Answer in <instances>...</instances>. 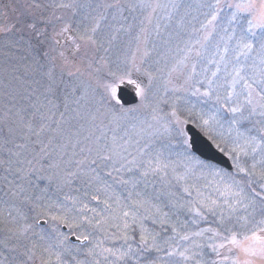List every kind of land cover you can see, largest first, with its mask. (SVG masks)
Returning a JSON list of instances; mask_svg holds the SVG:
<instances>
[{
    "label": "trees",
    "instance_id": "trees-1",
    "mask_svg": "<svg viewBox=\"0 0 264 264\" xmlns=\"http://www.w3.org/2000/svg\"><path fill=\"white\" fill-rule=\"evenodd\" d=\"M60 2L61 0L35 1V3H43L47 9L54 8ZM63 2L75 4L74 8L68 9L75 12L74 18L68 24L77 31L69 35L76 36L77 32L90 26L91 22L85 17L92 18L98 14L105 16L100 28L94 34L97 42L103 43L104 47L98 48L95 45L93 47L98 50L97 57L108 65L107 73L112 77L111 79H120L119 73H122L124 69L116 61L121 55L119 47L128 42L132 44L141 34L144 18L148 13L150 14V9L144 6L146 4L141 9L137 6L138 4H123L122 0H119L124 8L121 16L114 9L101 8L103 0H63ZM226 2V0L222 1V4ZM109 3H117V0H109ZM212 3H215V0H177L170 7L166 6V10L156 13L151 34L146 42V53L150 57L142 69L153 76L152 89L157 98L160 93H163L162 80H166L167 71L175 66L179 67L182 64L180 61L188 58L187 62L193 75L190 82L192 89L198 88L203 92L211 87L214 92L205 104L186 96L185 100L177 103L173 99V104L169 107L162 98L156 106L159 107L162 104L163 111L167 108L169 110L167 113L175 112L179 116L188 117L189 124L195 126L208 139L211 136L215 140L216 143H213V140L209 139L216 149L230 159L233 169L227 172L197 158L181 142L182 139H186L185 136L179 140L170 137L157 142L156 146L146 152L140 161H145V165L152 162L151 167L155 169L168 166L169 171L164 169L156 174L155 180H147L145 184L139 185L141 195L152 193V198L145 207L140 204L138 210L132 207L136 204L132 197L134 191L132 190L131 196V191L127 196L128 187L123 180L121 196L119 194L121 191L110 185L105 195L100 191L103 190L102 184L106 180H111V177L105 171L103 162L96 159L94 165L86 166L83 163L84 165L73 168V175L69 177L65 187L59 186L54 181V177H51L52 165L57 158L47 154L48 142L59 145L62 138L69 136L75 127L81 126L78 111L74 112L76 106L86 109L93 104H98L102 110V101L107 102L106 97H103L102 90L94 88L89 83L85 100L83 88L79 87V83L77 84L73 78L63 76L54 89V98H52L54 102H50L51 108L48 111L51 112V120L42 119L43 117L37 119L36 116L33 118L34 113L44 112V110L46 112L48 109L44 98L47 94L45 89L48 85L45 84V77L50 59L47 58L49 53L47 57L43 53L50 52V45L55 44L52 39L54 32L51 31L49 24L36 23L33 22L35 18H31L32 21L29 18L24 23L26 32L16 30V33L0 34V264H30V259L24 255V252L26 248H32L33 244L36 248L34 261L31 264H43V261H50V264H197V262L215 264L212 260L216 256H213L211 248L206 246L211 243L206 239L212 237L213 233L205 231L206 229H219L227 236L234 232L238 240L246 235L251 236L252 232L256 231L253 223L264 219V205L258 199L254 208L245 209L243 205L236 204V197L232 195V192L243 188L245 194H249V189L248 177L238 172L235 167L237 160L234 157L238 153L233 152L232 149L242 148L248 153L244 155L243 152H239V163L242 167L250 168L253 163H257V171L261 169L262 161L260 160H264V134L261 137L262 132L264 133L261 131L264 128V116L260 115L259 107L255 114L250 115L251 107L243 103L237 105L241 107V112L234 116L227 110L232 107L231 103L224 98L228 96L230 80L238 82L235 84L236 88L239 87V83L251 84L256 92L264 87V64L261 63V56L258 55L260 31L257 30L256 35L251 37L254 50L237 58L235 41H228L223 31L224 28L229 27L227 24L229 10L225 8L218 18L215 31L205 42V31L201 28V23L205 22V14L209 11L207 5ZM77 10L79 12L76 14ZM31 23L36 24L37 29L45 34L43 44L38 43L34 33L28 28ZM236 30L239 31L238 28ZM113 35L116 38L109 43ZM64 37L68 39L67 36ZM225 47L227 52L224 51ZM190 48L191 51H189ZM166 51L168 53H164ZM197 51L200 52L199 56L196 55ZM193 66H195L194 71ZM237 71L239 76L236 75ZM213 72L216 73L215 76L212 75ZM209 81L212 82L211 86ZM123 83L128 82L121 81L117 86ZM5 92L15 97L11 104L7 102ZM238 93L239 91L235 90L230 99L233 107H235V99H238ZM253 94L255 96L254 92ZM165 96L170 98L169 94ZM217 96L220 97L219 102H217ZM23 99L27 102L25 103ZM111 103L115 109L120 107L116 101ZM37 105L41 107L39 112L36 110ZM8 108H11V112ZM200 117L209 120L207 128L202 126ZM212 117L215 119H211ZM233 117L238 121L237 123H233L231 120ZM25 121L28 123L30 121L36 135L29 134L24 125ZM101 121L106 123V120ZM7 129L16 133L17 138L12 142V146L18 143L20 153L23 151L22 154L25 155L30 153L32 148L35 150L23 160L27 165L26 171H23L24 168H21L16 161L19 153L13 160L11 159L14 156L7 153L10 150L7 142L10 141L11 135ZM49 129H56L55 132H57H54L55 135L52 134L54 137L51 139L46 132ZM117 135L121 133L117 132ZM23 139H26L28 143L24 144ZM216 144H219L224 151L217 148ZM3 151L6 156H2ZM259 154H262V159L257 160L256 156ZM63 168L64 164L61 161L59 170L65 173ZM200 170L206 175V180L203 182L204 188L200 189L201 192L189 191L187 186H183L185 177ZM12 171L16 172V175ZM133 174L135 173H128L127 178H132ZM214 182L217 185H214ZM257 190H259L258 186ZM97 195L99 200L93 203L92 197ZM106 195L109 197L105 199ZM120 198L121 203L115 207L116 209L105 208V205L101 206L99 203L111 200V204L117 205V200ZM192 199L198 201L193 203ZM212 201H216L219 205L215 215L201 209L203 213L201 218L193 210L199 208L201 203L211 206ZM245 203L248 201L246 200ZM229 204L234 205L237 210L230 213ZM174 208L178 213L173 211ZM14 209L16 212L13 211ZM35 210L38 212L37 215ZM124 212H129L130 216L125 218ZM221 214L224 218L223 226L220 224ZM107 215L109 221H107ZM132 215L135 216V222L132 220ZM243 217L248 218L247 224L241 219ZM126 219L131 225L128 229H124L117 223L125 222ZM37 220H44L47 223L46 226L37 227L35 222ZM160 222H167V224L160 225ZM69 223L79 227L69 228ZM58 224L65 225L69 233H75L76 236H88L89 243L84 247L69 244L64 239L68 234L60 231ZM26 226H31L30 231L17 238L19 231ZM172 226L175 231L170 228ZM142 229L149 235V242L151 243V237L154 236L156 244L163 251L145 252L138 247ZM225 229H231V232ZM197 232L204 234L197 236L195 235ZM125 233L131 237L127 243L122 238ZM183 236H188L189 239L184 240ZM165 241L169 242L165 243ZM179 241L189 243L187 249H190L187 255L195 254V258L184 261L170 259L168 262L166 258L172 256L167 255L168 252L185 251L181 245H178ZM194 243L200 244V247H192ZM129 245H131V251H129ZM91 246L92 250L89 251ZM45 248L49 251H45ZM105 249H111L112 252H107ZM124 252L128 255L119 259V255ZM57 255L60 256V260H57Z\"/></svg>",
    "mask_w": 264,
    "mask_h": 264
},
{
    "label": "rangeland",
    "instance_id": "rangeland-1",
    "mask_svg": "<svg viewBox=\"0 0 264 264\" xmlns=\"http://www.w3.org/2000/svg\"><path fill=\"white\" fill-rule=\"evenodd\" d=\"M35 1L36 0H0V28H7L15 25V30L12 33H16V30L24 33L26 32V26L24 25L25 21L29 20V18L32 21V19L35 18V21L33 22L49 24L51 27V31L54 32L55 36L56 33H58L65 24H68L74 18L73 15L75 14V12L69 11L68 9L55 7L47 9L46 7H44L43 3L40 4L41 7L39 9L30 7L35 3ZM222 1L225 0H221V2ZM226 1L230 2V0ZM175 2H177V0H122L121 3L123 4H138L137 6H139L141 9L144 8V4L151 6L147 7L146 5H144L146 8L150 9V14L148 13L144 18V31H141V34L137 36L139 37V40L136 37L135 41L132 44L128 42L127 44H123L119 47V49L121 50V55L117 57L116 61L124 69L122 73H119L122 79H111L112 77L107 73L108 65L106 64V62H103L97 57L98 50H95L93 45L85 44L84 42L77 40V42L81 44V48L80 51L75 54L72 53L73 46L71 41L65 39V37H59L60 44L55 43L53 44V46L50 45V52H48L49 56L47 57L50 59V64L48 67L47 75L45 77V84H51L53 89H55L57 84L63 79V76L67 78L70 77L73 78L77 84L79 83L80 88H83V99L86 100L87 98V90L89 89L90 83L92 84V86H94V88L103 91V97H106L107 101H102V110L100 109L98 104H93L86 109L81 106L79 107V109L76 106V110L74 112L78 111L81 126L75 127V130L73 132H70L71 134H69V136H65L64 138H62L63 140L59 145H55V143L51 141L48 142L49 145L47 146V154H52L57 158V160L54 161L52 165L51 177H54L55 180H53L57 182L59 186L65 187L67 185L69 177L73 175V168H76L81 164L84 165L83 163L88 166L89 164H92V160L96 159L100 162H103L105 171L108 172V176L111 177V180H106V182L102 184L103 190L100 191L103 192L104 195L108 190V185H110L115 187L116 189H119L121 191L119 193L121 196L123 189L121 183L123 180L127 181V196L130 191V196L132 195V190L134 191L132 197L135 200L134 203L136 202V204H133L132 207L138 210L140 204L145 207L149 203L150 199L152 198V193L141 195L139 185L145 184L147 180H155L157 176L156 174L161 173L164 169H166L168 172L169 167L165 166L162 169H159V172L158 170L153 172L152 169H155V167H151L152 162L145 165V161L142 162L140 161V159L144 154H146V152H149L151 149H153L156 146L157 142H162L170 137H174L178 140L181 139L182 137L178 134L177 127H180L183 130V126L188 123L186 122L179 126L176 125L173 113H167L169 111L167 110V108L166 111H163L162 104L159 105V107H157L156 104H158L162 100V98H164V100L166 101L165 103H167V106L169 107V105L173 104V99L176 101L175 103H177L181 100H185L186 96H190L194 100L200 101L202 104H205L207 102L206 100L210 98L209 96L206 97L202 95L204 91L196 92L197 88L192 89L190 82L193 79V75L191 74V69L187 62L188 58L181 60L180 62H182V64H180L179 67L175 66L173 67V69L171 68L167 71L166 80H162L161 90L163 93H160L157 98L155 97L152 89L151 82L153 80V76H151L150 79V73H146L142 69L148 61V58L150 57L148 56V53L147 55H145V53L147 52L146 42L148 36L151 34L150 31L154 24V16L156 15V13L164 11L166 6L170 7ZM106 3L111 4L109 3V0H103L102 4L105 5ZM40 9L42 11H40ZM78 12L79 10L76 11V14ZM85 19L91 22V18L85 17ZM3 33L4 32H0V34ZM61 51L65 52L67 62H65V58L59 57V52ZM164 53L168 52L166 51ZM122 54H124L123 57ZM133 54L136 57L135 65H133L131 62ZM136 69L139 70L137 71ZM50 71L52 73L51 78L48 75ZM69 71L73 72L74 75L69 76ZM121 81H126L128 82V84L135 88L136 93L139 97V102L135 106L129 108L118 106L116 109L115 107L111 106V102H114L115 99H113L109 94V88L107 86H111L116 89L117 85L120 84ZM129 81H132V83H129ZM237 83L238 82L233 83V80H230L231 85H228L229 91L227 93L228 96L229 94H231L232 99L234 91H239L238 99H235V107H237L238 104L243 103L244 105L252 108L261 103L255 91V96L253 94V96L251 97V99L253 100V104H247L249 90L245 87L244 83H239V87L236 88L235 84ZM54 91L47 92V94L45 95L44 99L46 101L44 102H46V107L48 108L46 112L45 110L44 112H39V108L41 107L37 105L36 110L39 113H34L33 118L35 116L37 117V119H39L40 117H43L42 119L45 120L51 118V112H49L48 110L51 108L50 102H52V98H54ZM212 92H214L213 89ZM166 94H169L170 98L166 97ZM103 97L100 96V99L103 100ZM23 100H25V103L27 102L26 99ZM228 101L233 107L231 100ZM176 115L179 116L177 113ZM179 118L181 121H188V117H183V115L179 116ZM234 119L235 117H233L231 120L234 121ZM101 120H106V123H103ZM27 124H31L30 121L29 123L25 121L24 125ZM5 126H7V124H5ZM121 128L122 130L120 131ZM27 129L29 131V134L31 133L32 135H36L35 131L33 130L32 124L31 128L29 129L27 127ZM55 131L56 129H49L46 131L50 139L54 137L53 135H55V133H57ZM117 132H120L121 135H117ZM9 133L11 134L9 136L10 141H8L7 143L10 145V150L7 151V153H9L11 156H14L11 160L15 159V156L19 153L20 155L17 156L18 160L16 161L19 162V166L21 168H24L23 171H26L27 165L23 160H25V157L29 156V154L35 150L34 148H32L30 153H25V155H23V151L22 153L19 152L18 143H15L14 146H12V142H14L17 138L16 133L10 131ZM263 134L264 133L262 132L261 137L263 136ZM22 141H24V144L28 143L26 139H23ZM2 156H6L4 151ZM102 156H110L112 159L105 161L101 159ZM256 159H262V154L257 155ZM61 161L62 164H64L63 169L65 170V173H62L59 170ZM129 161H131V165H129ZM260 161L264 162V160ZM121 164H123L124 167H121ZM129 167H131L130 171L128 170ZM116 169H119V171H116ZM145 169L149 170V174L147 176H142L141 173ZM14 171L12 172L16 175V172ZM86 172L88 173L87 169ZM130 172H133L135 174H133L132 178L128 179L127 176ZM204 173L205 172H203L202 170L192 172L189 176L185 177L183 186H187L186 188L189 191L194 192L199 190V192H201L200 189L204 188L203 182H205L206 180V175ZM214 185L217 184L214 182ZM106 197L107 195L104 198L106 199ZM110 201L111 200L101 203V206L105 205V208L111 207L116 209L115 207H118V204L121 203V198L117 200V205L111 204ZM191 201L193 203H196V201L198 200L192 199ZM13 211L16 212V209H14ZM173 211H175V213H178L176 212V208H174ZM34 212H36V210ZM37 214L38 212H36V215ZM108 217L109 216L107 215V221H109ZM117 223H119V225L123 227L124 221H119ZM165 224H167V222H160V225ZM170 228L173 229L174 227L172 226ZM257 235L264 239V232L258 231ZM206 240L211 241L210 244L219 245L220 243H225V247L218 248L219 255H217L216 252L211 253L213 254V256H216L215 259L212 260V262H215V264H243L245 260H251L252 264H264V259H261L259 256L252 257L247 255L246 253L242 252L240 248L228 244L221 237H215L214 239L208 238ZM239 240L242 241L245 246H256L255 242L253 241H244V238H241ZM168 242L169 241H165V243ZM188 244L189 243H186L185 241H179L178 243V245H181L184 250H186V255L190 249H187L189 247ZM192 245V247H200V244L197 243H194ZM88 250H92V246ZM181 251L182 250H177L175 252L179 253ZM224 257H227V259H224ZM170 259H179L180 261H184V259L179 255H172L170 258H166L168 262H170ZM33 261L34 258L30 259L29 263L31 264V262Z\"/></svg>",
    "mask_w": 264,
    "mask_h": 264
},
{
    "label": "snow or ice",
    "instance_id": "snow-or-ice-1",
    "mask_svg": "<svg viewBox=\"0 0 264 264\" xmlns=\"http://www.w3.org/2000/svg\"><path fill=\"white\" fill-rule=\"evenodd\" d=\"M147 7H151L150 5H146ZM30 7L39 9L41 5L39 3H34ZM57 8H62V9H69V8H74L75 4L74 3H68V2H63L61 0L60 3H57L55 5ZM103 9H114L116 10L121 16L123 15L124 8L123 6L119 3V0H117V3L114 4H106V5H101L100 6ZM209 11L205 14V22L201 23V28L204 29L205 35H204V41L207 42L209 38L212 36L213 31H215L216 25L218 18L220 17L221 12L224 11L225 8L229 10V16L227 19V24L229 27L224 28L223 31L225 35L227 36L228 41H235L236 43V51H237V58H239L240 55H246L254 50V42L251 39V37H254L256 35V31H260V41H259V52L258 55L261 56V63L264 64V0H230V2L223 3L221 0H215V3L208 4L207 5ZM105 19L104 15L98 14L95 17L91 18V24L89 27L85 28L82 31L77 32L76 36L69 35L70 33L77 31L76 29H73V27L70 24H65L58 33L52 38L56 44H60V39L59 37H64L67 36L68 40L71 41L72 43V53L75 54L80 51L81 44L77 42V40L84 42L85 44H90V45H95L98 48H103L104 45L103 43H98L97 40L94 38V34L97 32V30L101 26V21ZM115 19V17H113ZM28 28L34 33V38L38 41V43L43 44L44 39H45V34L41 31H39L36 27V24L31 23L28 25ZM239 29L237 32L236 29ZM15 30V25L12 27H7V28H0V32L4 33H11ZM142 32L144 29L141 30ZM23 37H21L22 39ZM116 37L113 35L109 39V43H111V40H114ZM139 40V37H137ZM221 39H224V37H221ZM197 43H200V41H197ZM11 44V42H10ZM192 49L190 48L189 51ZM225 52H227V48L225 47L224 49ZM43 55L45 57L48 56V52H44ZM147 55V53H145ZM196 55L199 56L200 52L197 51ZM59 57L65 58V62H67V59L65 57V52L61 51L59 52ZM54 59V58H53ZM136 57L133 54L131 58V62L133 65H135ZM137 71L139 69H136ZM195 70V66H193V71ZM78 71V70H77ZM49 77L51 78L52 73L51 71L48 73ZM69 76L74 75L73 72L69 71L68 72ZM213 76L216 75L215 72L212 73ZM237 76H239V72L237 71L236 73ZM14 79H19L18 77H13ZM149 78L151 79V75L149 74ZM122 79V78H121ZM243 79V77H241ZM129 83H132V81H129ZM209 85L211 86V81L208 82ZM235 83V80L233 81ZM109 88V94L112 96L113 99H115V93L116 89L111 86H107ZM245 87L249 90L248 91V98H247V104L252 105L253 100L251 99L253 92H255V89L251 84L246 83ZM46 92H52L54 91L53 87L51 84H49L46 89ZM196 92H199V89H196ZM140 94V93H138ZM7 97V102L11 104V101L15 99L14 96H12L10 93L5 92L4 94ZM203 96H210L212 95V90L211 87H209L208 90H205L202 93ZM256 95L259 97L261 103H259L256 107H252L250 111L251 114H255L257 107L261 109L260 115L264 116V87L261 88L259 92H256ZM217 102L220 101V97H216ZM226 101L231 99V94L229 96L224 98ZM14 107V105H12ZM230 111L234 116L237 113L241 112V107H230L227 109ZM8 111L11 112V108H8ZM191 115V113H190ZM173 116L175 117V124L176 125H182L183 123H186L187 121H181L179 116L176 115L175 112H173ZM211 119H215V117H212ZM200 120L202 122V126L204 128H207L209 125V120L203 119V117H200ZM238 121L234 120L233 123H237ZM29 129L31 128V124L25 125ZM11 131V129H9ZM261 131H264V128L261 129ZM177 132L181 137L185 136V133L183 132L182 128L177 127ZM38 135V133H37ZM209 139L213 140V143H216L215 140L209 136ZM185 148H190L191 144L187 141V139H182L181 141ZM217 148H220L219 144H216ZM221 151H224L223 148H220ZM233 152L238 153L234 159L237 160V163L235 165L236 169L240 173H244L245 176L248 177L247 180V186L249 189V194H245L243 188H239L237 191L232 192V195L236 197V204L243 205L245 209H248L249 207H253L257 201L264 205V162H261L262 167L259 171H257V163H253L250 168H245L242 167L241 164L239 163V152H243L244 155H247L248 153L245 152L242 148H233ZM254 151V149H253ZM102 160L108 161L111 160L112 158L110 156H102ZM92 164L96 163V160L91 161ZM129 165H131V161L128 162ZM121 167H124L123 164H121ZM129 171L131 170V167L128 169ZM159 170L157 169H152L153 172ZM116 171H119V169H116ZM149 174V170L145 169L141 175L142 176H147ZM124 183H127V181H123ZM257 186L259 190H257ZM231 190V189H229ZM187 191V189H185ZM92 199L94 200H99V196H93ZM248 201V203H245V201ZM227 203V202H225ZM219 207L217 205L216 201L211 202V206L206 205L201 203L199 208L193 209L196 211V214L201 216L203 218V213L201 209L204 211L210 212L213 215L216 214V208ZM228 208L231 212H235L237 209L234 205L229 204ZM123 216L125 218L130 216L129 212H124ZM53 219H58V217H53ZM244 220V223H248V218L243 217L241 218ZM132 220L135 222V216L132 215ZM91 223V221H88ZM155 222V221H154ZM97 223H100L97 221ZM220 224L223 226L224 224V218L223 215L221 214V219H220ZM79 227V225H74L72 223L68 224V227ZM124 229H128L131 227V225L127 222V219L125 220L123 224ZM253 227L256 229V231H253L251 236H244V241H253L255 242L256 246H245L242 241L237 239V235L233 232L230 236L224 235L223 232H221L219 229H206L205 231L212 232L213 236L209 237V239H214L215 237H222L224 241H226L228 244H231L237 248H240L242 252L246 253L249 256L255 257L259 256L261 259H264V239H262L260 236L257 235V232H264V219H261L258 222L253 223ZM31 226H26L22 228L19 233L17 234V238L20 236H23L27 232L30 231ZM175 231V229H173ZM225 231L231 232V229H225ZM203 232H197L195 235L201 236L203 235ZM124 241L127 243L131 237H129L126 233L122 237ZM65 240L67 237L64 238ZM77 239H80V237H77ZM88 236H83V240H88ZM182 239L188 240V236H183ZM150 237L149 235L146 234V230L142 229L141 230V235L139 238V245L138 247L141 248L143 251L148 252L155 250L156 252L163 251L157 244L155 237H151V243L149 242ZM63 243V241H61ZM213 252H216L217 255H219L218 248H223L225 247V243H220L219 245L217 244H209L208 245ZM199 247V246H198ZM36 245L33 244L32 248H26L24 255L27 256L29 259L33 258L35 255V250ZM45 251H49L48 248H45ZM107 252H112L111 249H105ZM129 251H131V245H129ZM186 251V250H185ZM185 251H181L179 253H176L174 251L168 252L167 255H179L182 257L184 260H189V259H194L195 254L193 256H188L185 254ZM113 255H116V253H112ZM128 253L124 252L119 255V259H123L125 256H127ZM57 260H60V256L57 255ZM224 259H227V257H224ZM43 264H50V261H43ZM199 264V262H197ZM243 264H252L251 260H245Z\"/></svg>",
    "mask_w": 264,
    "mask_h": 264
},
{
    "label": "water",
    "instance_id": "water-1",
    "mask_svg": "<svg viewBox=\"0 0 264 264\" xmlns=\"http://www.w3.org/2000/svg\"><path fill=\"white\" fill-rule=\"evenodd\" d=\"M116 98L122 106H132L136 104L137 97L134 91L125 85L119 86L116 91ZM184 133H186L188 142L191 144V153L195 154L200 159L205 162L212 163L220 168L230 171L232 166L228 159L218 152L208 140L203 137L197 130L191 126L186 125L184 128ZM38 226H45L44 221H37ZM61 231L67 232L65 226L61 227ZM73 245L83 246L87 243V240H79L75 236H70L68 240Z\"/></svg>",
    "mask_w": 264,
    "mask_h": 264
}]
</instances>
